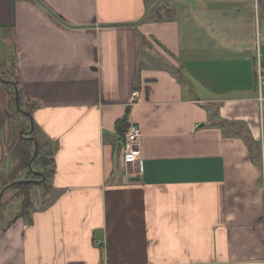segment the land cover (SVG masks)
I'll use <instances>...</instances> for the list:
<instances>
[{
  "label": "crops",
  "instance_id": "obj_1",
  "mask_svg": "<svg viewBox=\"0 0 264 264\" xmlns=\"http://www.w3.org/2000/svg\"><path fill=\"white\" fill-rule=\"evenodd\" d=\"M258 57L264 0H0V180L31 121L54 162L0 264H264Z\"/></svg>",
  "mask_w": 264,
  "mask_h": 264
},
{
  "label": "trees",
  "instance_id": "obj_2",
  "mask_svg": "<svg viewBox=\"0 0 264 264\" xmlns=\"http://www.w3.org/2000/svg\"><path fill=\"white\" fill-rule=\"evenodd\" d=\"M0 75H1V67H0ZM0 77L5 78L3 75H1ZM1 82L6 87H12L13 85H17L16 81H11V80H8V81L1 80ZM15 97L16 96L14 94V102L16 101ZM17 97H18V104H19L20 109L16 108V111H17L16 113L22 116L24 115L28 119L30 114L27 115V113L23 112V109L21 108V104L23 100H22V96L20 92H18ZM33 133L34 131L32 132V134ZM32 134L23 133L22 136H19V140H17V142L12 147L9 148L8 153L10 157H13L12 156L13 149L16 148V151H18L17 152L18 156H16L15 160L12 158V161H15V164L13 163L14 164L13 168L30 169L29 162L33 156L32 154H34V143L33 141H31V139L24 138V136H31ZM35 155L36 156L34 157V159H32L31 164L36 163L37 166L40 168V171L42 172V174L38 172L33 173L28 170L23 179L39 180L44 176L45 179L41 182L42 184H44L47 178L51 177L54 171V162L52 160V152L48 147L37 145V154ZM38 182L39 181H28L26 183H19V184L12 186V188H17L24 194V198L22 200V208H21L22 216L27 217L29 214L28 211L30 209V204H31L30 197H29V188L33 184H36ZM8 183L9 182H6V181L2 182L0 184V190Z\"/></svg>",
  "mask_w": 264,
  "mask_h": 264
},
{
  "label": "rangeland",
  "instance_id": "obj_3",
  "mask_svg": "<svg viewBox=\"0 0 264 264\" xmlns=\"http://www.w3.org/2000/svg\"><path fill=\"white\" fill-rule=\"evenodd\" d=\"M22 119H24L23 116H21ZM30 130V127H26V126H23L21 127V130H19V133H18V137L19 136H22L20 133H24L26 134L25 132L29 131ZM24 131V132H22ZM17 134V133H16ZM17 136V135H16ZM24 138H30L29 136H24ZM13 144L10 146L12 147ZM8 147V148H10ZM17 152L16 151V148L13 149V153H12V156L15 160L16 156L17 155ZM15 164V161H9V163L7 164V166H5L4 164L2 165L1 167V171H3V173H5L3 179L6 181V182H9L11 183L12 181H15L17 178H18V175H20L22 178H24L25 174L27 173V171H31V172H40V168L37 166L36 163H33L29 166L30 169H17V168H13V165ZM10 167H12L10 169ZM30 180V179H29ZM11 181V182H10ZM3 181L0 180V184L2 183ZM8 183V184H9ZM31 188L33 189H36V188H40L38 184L36 185H33ZM40 191H41V188H40ZM38 191L37 190H34V198H38ZM20 196H21V203H22V200L24 198V194L17 188H8L4 191V193L2 194L1 196V199H0V212H3V210H5L6 206H8L6 209H8V213L9 215L8 216H13L15 213L16 210H18L20 208V204H19V200H20ZM19 197V198H18ZM6 222V220H3L0 222V226H2V224H4Z\"/></svg>",
  "mask_w": 264,
  "mask_h": 264
},
{
  "label": "built area",
  "instance_id": "obj_4",
  "mask_svg": "<svg viewBox=\"0 0 264 264\" xmlns=\"http://www.w3.org/2000/svg\"><path fill=\"white\" fill-rule=\"evenodd\" d=\"M254 71L257 78V99L258 102H262L264 101V65L259 57L256 59ZM141 136L140 128L136 124L130 123L124 132L123 142L119 146L120 157L124 165L132 164L140 157L139 141Z\"/></svg>",
  "mask_w": 264,
  "mask_h": 264
},
{
  "label": "water",
  "instance_id": "obj_5",
  "mask_svg": "<svg viewBox=\"0 0 264 264\" xmlns=\"http://www.w3.org/2000/svg\"><path fill=\"white\" fill-rule=\"evenodd\" d=\"M15 92H16V97H15V100H16V101H15V102H16V107H17V109H20V108H19V104H18L17 88H16ZM33 130H34V126H33V123H32V121H31V123H30V130L27 131V132H25V133H27V134H31V132H33ZM21 135H22V133H21ZM30 139L34 142V154H32L33 156H32V158H31V160H30V162H29V166L31 165L32 159H34V157L36 156L35 154H37V145H36V142H35V140H34L33 138L30 137ZM24 182H28V181H27V180H20V181L18 180V181L12 182V183H10L9 185L5 186V187L0 191V199H1V196H2V194H3V192H4V190H5L6 188L11 187V186H13V185H16V184H18V183H24Z\"/></svg>",
  "mask_w": 264,
  "mask_h": 264
}]
</instances>
